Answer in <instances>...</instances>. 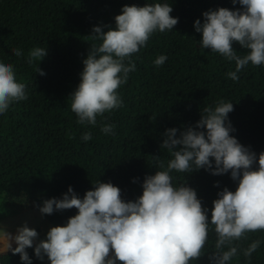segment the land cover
I'll return each instance as SVG.
<instances>
[{"label":"trees","instance_id":"trees-1","mask_svg":"<svg viewBox=\"0 0 264 264\" xmlns=\"http://www.w3.org/2000/svg\"><path fill=\"white\" fill-rule=\"evenodd\" d=\"M146 3L170 4L178 24L172 31L154 33L133 55L136 70L118 90L123 107L105 113L106 119L97 117L96 126L78 124L69 97L80 83L93 27L115 28L114 17L124 5ZM219 7L241 6L231 0H0V61L14 66L28 93L26 101L0 115V220L28 210L40 213L44 200L62 198L69 186L83 198L99 180L113 183L125 201H134L142 194L145 176L155 173L152 157L168 158L160 148L165 130L193 126L200 110L220 99L233 102L229 120L236 131L231 135L257 154L264 151V66L249 63L233 81L227 73L235 70L234 62L198 44L201 34L195 31V20L203 22L205 11ZM32 47L47 49L39 63L43 76L36 73L38 62L29 66L12 51L20 48L26 54ZM234 49L245 54L239 45ZM159 55L167 60L157 67L153 61ZM103 123L114 124V134H103ZM88 131L93 138L85 142L82 135ZM173 176L174 183L186 180L209 210L219 191H235L237 186L230 174L213 176L203 169ZM76 212L40 214L52 227L64 225ZM250 237L264 240V233ZM214 239L210 234L207 250ZM27 252L32 264H47L32 248ZM0 264L22 262L18 254L6 251L0 254ZM196 264H208L207 256ZM232 264L246 262L241 256ZM251 264H264V243Z\"/></svg>","mask_w":264,"mask_h":264},{"label":"clouds","instance_id":"clouds-1","mask_svg":"<svg viewBox=\"0 0 264 264\" xmlns=\"http://www.w3.org/2000/svg\"><path fill=\"white\" fill-rule=\"evenodd\" d=\"M231 2L241 7L209 9L202 14L203 22L195 20L194 28L201 34L199 47L234 62L235 70L227 76L238 81V73L249 63L264 66V0ZM172 11L168 3L124 5L114 17L115 28L93 27L80 83L69 97L78 124L96 126L97 117L106 119L105 113L123 107L118 90L136 70L133 55L154 33L174 29L178 18ZM234 44L245 54H238ZM12 51L29 66L38 62L36 73L45 75L39 63L46 48L32 47L26 54L20 48ZM166 60L159 55L153 63L159 67ZM26 87L18 82L14 66L0 61V115L28 99ZM233 110V102L220 99L214 106H204L193 126L166 129L160 148L168 158L152 157L155 173L145 176L142 194L134 201H125L118 186L99 180L83 198L69 186L62 198L43 201L42 215L77 210L64 225L52 226L43 240L27 223L14 235L0 227L7 252L18 254L22 264H32L29 248L49 264H196L204 256L208 264H232L241 256L251 264L264 243L250 237L264 233V151L257 154L231 135L236 131L229 120ZM114 129V124L103 123L100 130L110 135ZM92 138L91 131L82 135L85 142ZM201 169L213 176L230 174L237 184L235 191L227 187L219 191L211 210L186 180L174 183L173 173ZM210 234L215 239L209 251Z\"/></svg>","mask_w":264,"mask_h":264},{"label":"rangeland","instance_id":"rangeland-1","mask_svg":"<svg viewBox=\"0 0 264 264\" xmlns=\"http://www.w3.org/2000/svg\"><path fill=\"white\" fill-rule=\"evenodd\" d=\"M25 223H27L30 228H33L38 232V237L41 234L47 233L51 228V226L46 222L45 218L39 212L34 210H28L14 216L4 219L2 218V220H0V227H3L14 235L16 233V229ZM15 246V243H13V247ZM6 251L5 242L0 240V254ZM47 264H49L48 260Z\"/></svg>","mask_w":264,"mask_h":264}]
</instances>
